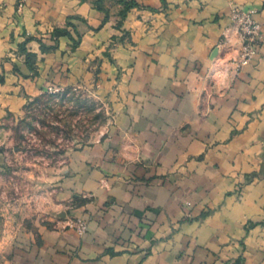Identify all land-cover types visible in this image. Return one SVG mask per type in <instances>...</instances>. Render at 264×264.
Masks as SVG:
<instances>
[{
    "label": "crops",
    "instance_id": "1",
    "mask_svg": "<svg viewBox=\"0 0 264 264\" xmlns=\"http://www.w3.org/2000/svg\"><path fill=\"white\" fill-rule=\"evenodd\" d=\"M22 1L0 0V118L96 83L113 120L61 182L86 233L40 227L4 264H264V0ZM233 5L260 41L223 78Z\"/></svg>",
    "mask_w": 264,
    "mask_h": 264
},
{
    "label": "rangeland",
    "instance_id": "2",
    "mask_svg": "<svg viewBox=\"0 0 264 264\" xmlns=\"http://www.w3.org/2000/svg\"><path fill=\"white\" fill-rule=\"evenodd\" d=\"M17 10L22 0H18ZM17 56L22 57L18 50ZM92 87L54 88L26 100L18 113L0 118V264L25 233L39 228L72 230L71 222L89 201L65 193L68 161L74 151L107 135L112 123L108 101Z\"/></svg>",
    "mask_w": 264,
    "mask_h": 264
},
{
    "label": "built area",
    "instance_id": "3",
    "mask_svg": "<svg viewBox=\"0 0 264 264\" xmlns=\"http://www.w3.org/2000/svg\"><path fill=\"white\" fill-rule=\"evenodd\" d=\"M229 18L240 45L233 49L237 53L236 56L226 61L223 67L215 73L223 78L236 75L245 64L249 63L260 41V24L253 19L249 11H244L237 5H233L229 12ZM47 91L54 93L55 89L48 88ZM71 229L78 236H82L87 231V221L76 218L71 222Z\"/></svg>",
    "mask_w": 264,
    "mask_h": 264
},
{
    "label": "trees",
    "instance_id": "4",
    "mask_svg": "<svg viewBox=\"0 0 264 264\" xmlns=\"http://www.w3.org/2000/svg\"><path fill=\"white\" fill-rule=\"evenodd\" d=\"M135 6V4L132 3H126L125 7H124V11L122 12V16L125 15L126 12H128L131 8H133ZM55 34H58V32H55ZM25 52V51H24ZM25 59H26V64L29 68H32V64L34 62V56L28 53H25Z\"/></svg>",
    "mask_w": 264,
    "mask_h": 264
}]
</instances>
